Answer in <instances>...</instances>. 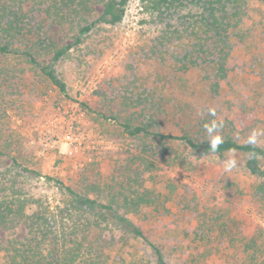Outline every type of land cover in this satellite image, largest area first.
<instances>
[{"label":"rangeland","instance_id":"374dc122","mask_svg":"<svg viewBox=\"0 0 264 264\" xmlns=\"http://www.w3.org/2000/svg\"><path fill=\"white\" fill-rule=\"evenodd\" d=\"M7 1L20 4L35 29L28 37L72 47L54 63L48 51L39 55L67 94L27 57L0 54V196L14 190L28 197V213L39 199L67 221L70 198L47 175L105 203L146 193L148 204L129 216L147 240L126 232L109 242L108 230L119 231L114 224L101 240L100 228L88 231L103 264H158L149 241L169 264H264V177L250 171L248 153L203 154L169 137L130 136L111 118L198 140L245 143L254 130L264 133V0H247L232 22L230 71L218 95L210 90L215 56L202 50L198 6L157 14L129 0L123 20L111 24L101 19L103 0L90 15L62 19L49 13L55 0ZM257 145L264 147V134ZM26 233L24 224L0 232V248Z\"/></svg>","mask_w":264,"mask_h":264},{"label":"trees","instance_id":"16d2710c","mask_svg":"<svg viewBox=\"0 0 264 264\" xmlns=\"http://www.w3.org/2000/svg\"><path fill=\"white\" fill-rule=\"evenodd\" d=\"M128 1L103 0L101 19L111 24L121 22L125 16ZM142 3L151 12H157V14L172 10V8H180L183 5L200 8L202 26L208 37L204 43L206 49L202 47V50L205 55L215 56V59L211 61L214 62L215 71L212 75L210 90L214 95L220 94L225 88L230 71L232 44L229 41V32L234 28L233 20L236 21V16L243 13L241 11H244L247 0H142ZM96 4H98L96 0H55L48 10L54 18L62 19L68 15L67 12H74L81 16L90 15L96 10ZM24 15L20 4L12 5L7 0H0V54L27 57L26 59L38 67L62 93L67 94V84L59 76L52 63L62 58L72 44L60 47L57 42L49 40L48 43V40L41 36L37 39L28 37L34 34L35 29L28 27L30 23L25 21ZM95 23L96 21H93L82 26L75 44L82 41L81 35L89 32ZM26 40L31 42L26 43ZM45 51L50 54L52 63H45L39 59L41 52L45 53ZM111 118L119 122L130 136L169 137L180 140L203 154L223 155L234 151L246 152L250 155L248 162L250 171L264 177V169L259 161L260 157H264L263 146L253 147L247 142H239L234 138L226 137L217 150L212 151L209 139L198 140L189 133L164 134L161 131L151 130V123L136 124L130 118L121 121L116 115ZM24 170L41 175L35 170L28 168ZM46 177L48 180H55V183L64 189L70 198L68 207L66 206L69 215L67 221L62 220L60 215L50 210L48 204H44L39 199L36 200L35 210L28 213L27 208L30 205L28 197H22L14 190L10 193H2L0 196V232L24 224L27 226V233L22 239H10L4 247L0 248V264H103L93 257L92 250L96 246L88 231L100 228L101 233L97 240H101L110 224H114L119 231L112 233V230H108L106 234L110 237L109 242L122 240L126 232L147 240L143 230L129 216L131 211H140L142 205L148 204L150 199L146 193H136L130 196L125 194L122 199L114 198L109 203H105L78 192L59 178L48 175ZM92 211H95L94 216ZM149 242L156 252L158 264H169L161 247L152 241Z\"/></svg>","mask_w":264,"mask_h":264},{"label":"clouds","instance_id":"9594fccd","mask_svg":"<svg viewBox=\"0 0 264 264\" xmlns=\"http://www.w3.org/2000/svg\"><path fill=\"white\" fill-rule=\"evenodd\" d=\"M208 111H209V114H210V115H213V116L215 115V109H209ZM216 126H217V125H216V121L213 120V121L211 122V127L214 128V127H216ZM209 127H210V125H209L208 123H206V124L204 125V128H209ZM262 134H264V133H261V132H258V131H256V130H254V131L252 132V134L248 137L247 143H248L249 145L255 147V146L257 145V143H258V137H259L260 135H262ZM209 143H210V148H211V150H212V151H216L217 148L223 143V139H222L219 135L211 136V139H210ZM232 167H234V162H230V163L226 166V169H225V170H226V171H230Z\"/></svg>","mask_w":264,"mask_h":264}]
</instances>
